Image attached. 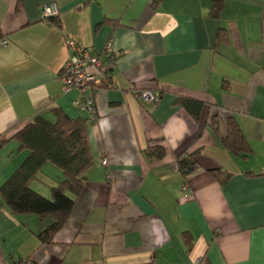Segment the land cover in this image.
<instances>
[{"label": "crops", "instance_id": "crops-1", "mask_svg": "<svg viewBox=\"0 0 264 264\" xmlns=\"http://www.w3.org/2000/svg\"><path fill=\"white\" fill-rule=\"evenodd\" d=\"M212 1L0 0V186L28 154L13 134L38 114L87 120L95 160L50 244L37 239L49 219L14 214L0 197V264H264V0H223L218 18ZM49 3L60 27L42 19ZM70 43L110 69L93 122L72 104L81 91L59 80ZM179 98L200 101L199 117ZM230 118L248 142L244 158L220 142ZM155 146L164 156L149 160ZM179 156L195 162L186 176ZM62 179L46 163L29 186L49 197Z\"/></svg>", "mask_w": 264, "mask_h": 264}, {"label": "trees", "instance_id": "trees-1", "mask_svg": "<svg viewBox=\"0 0 264 264\" xmlns=\"http://www.w3.org/2000/svg\"><path fill=\"white\" fill-rule=\"evenodd\" d=\"M222 4L223 0L212 1L208 12L212 18L219 17ZM42 19L60 27L59 15L42 17ZM1 40L3 35L0 31ZM114 59V56L108 57L109 61ZM106 68L109 80L98 85L96 87L98 90L111 85L110 69L108 66ZM92 95L94 99L95 89L92 90ZM177 101L193 118L199 117L202 109L200 101L189 98H179ZM54 115L53 122L41 114L35 115L13 134L19 147L26 149L28 154L0 186V197L12 213L33 214L42 220L45 218L50 220V223L41 227L37 234L40 244H50L54 235L67 223L75 200L86 184L84 172L95 161L88 141L87 120L70 118L59 110H55ZM217 125V117H212L211 129L215 134ZM4 142V139H0V148ZM220 142L234 155L244 158L249 154L248 142L233 118L228 120L227 133L220 138ZM146 155L149 160L160 159L164 156V149L151 147L147 149ZM46 163L59 167L63 172V179L50 187L49 197L29 186L30 181L37 177ZM176 165L177 169L186 176L193 169L195 162L190 156H179ZM212 173L219 182H224L229 177L228 173L220 170ZM183 238L189 241L186 233H183Z\"/></svg>", "mask_w": 264, "mask_h": 264}, {"label": "built area", "instance_id": "built-area-1", "mask_svg": "<svg viewBox=\"0 0 264 264\" xmlns=\"http://www.w3.org/2000/svg\"><path fill=\"white\" fill-rule=\"evenodd\" d=\"M59 15V9L56 3H49L42 7V17H54ZM74 49L71 55L65 62L59 74V80L63 85V90L78 89L81 91L79 98L74 99L72 104L83 109L91 122L97 120V111L94 104L92 90H98L96 87L102 83H107L108 72L107 68L101 60V55L93 54L88 49H81L70 43ZM107 56L113 58L109 45L104 49ZM115 57V56H114ZM140 98L145 100L151 106H155L158 102V97L151 91H143L138 94ZM100 165L107 166L108 162L102 158ZM111 176L108 173L107 179ZM15 264H26V260H19Z\"/></svg>", "mask_w": 264, "mask_h": 264}, {"label": "rangeland", "instance_id": "rangeland-1", "mask_svg": "<svg viewBox=\"0 0 264 264\" xmlns=\"http://www.w3.org/2000/svg\"><path fill=\"white\" fill-rule=\"evenodd\" d=\"M40 192V191H39Z\"/></svg>", "mask_w": 264, "mask_h": 264}]
</instances>
